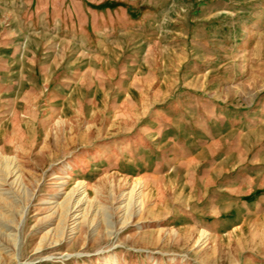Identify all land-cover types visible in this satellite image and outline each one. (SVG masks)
I'll use <instances>...</instances> for the list:
<instances>
[{
  "label": "rangeland",
  "instance_id": "obj_1",
  "mask_svg": "<svg viewBox=\"0 0 264 264\" xmlns=\"http://www.w3.org/2000/svg\"><path fill=\"white\" fill-rule=\"evenodd\" d=\"M128 2L157 22L109 32L80 26L76 0H0L2 18L16 14L20 24L34 10L47 30L39 42L51 40L61 60L51 70L69 86L19 96L0 63V165L16 158L27 184L0 168V264H264V208L237 235L201 238L220 229L221 188L264 180V94L255 96L264 88V0H246L249 13L223 17L232 29L217 24L206 42L203 26L187 36L192 0ZM191 83L210 95L192 94ZM138 182L135 206L127 194ZM79 183L87 199L73 223L65 214Z\"/></svg>",
  "mask_w": 264,
  "mask_h": 264
},
{
  "label": "crops",
  "instance_id": "obj_2",
  "mask_svg": "<svg viewBox=\"0 0 264 264\" xmlns=\"http://www.w3.org/2000/svg\"><path fill=\"white\" fill-rule=\"evenodd\" d=\"M89 1V3L87 2L88 4H85V0H76V8L78 9L75 10V13H72L70 11L72 16L81 15L82 19L83 16L86 15V20H83V22H81L82 25L80 24V26L87 25V27H89L90 25H92V28H94L95 26L102 24L109 32H115L116 30H118L122 33H126L133 30L132 24H135L137 21L139 22L138 25L140 24L139 27H141V25L143 24H148V21L155 23L157 22L156 20L152 21V18L149 17V13L145 8H139V6L137 5L130 4L128 0ZM192 1L193 8L190 9L189 15L193 16H190L188 20L187 36H191L192 38L196 29L200 26H203L208 38H204L205 42L206 40L209 41L212 27L217 26V24L219 25L220 30H226L228 28L232 29V27H229L228 22L222 20L223 17H227L229 15L240 16L249 13L246 7L249 6V4L247 5L245 3L246 0H238L240 1L239 3H237V0ZM1 11L3 10L0 9V13ZM28 11L29 10H27V12ZM50 11V8L46 9L47 14H49ZM61 13L62 10L60 9V14ZM154 13L156 16L157 13ZM30 16L31 17L25 20L26 23L20 24V20L18 18V15L16 14L14 15L13 13H11L9 15H4L3 18L0 15V63L2 61H5V63H7L6 65L9 66L8 71L14 73L13 78L11 79L13 81L11 83V86L13 89L17 90V92L15 93L19 96H21L22 94L28 95L30 93H35L37 92L36 90H41V93L47 94L53 88L59 89L60 91H66L69 86L65 87V83L61 82V75L56 74L53 70H51L53 64H61V60L57 58V52H55V50H52L53 45L50 43L51 40L46 41V43L39 42L41 33L47 32V30L42 29V27L37 25V19L34 15V10H32ZM57 27L58 29H60L62 28V25H59ZM236 28H239L243 31L239 23L233 25V29ZM173 31L179 33L180 28L176 26ZM59 33L60 32H58L56 36H59L60 38H58L56 41L63 40L62 36L59 35ZM109 38H111L110 35ZM179 43V41L175 40L177 62L179 58ZM122 46L124 47L125 45ZM148 46L150 47L148 49L149 51L152 47V43L148 44ZM187 52L189 58L186 59L182 64H186L187 62L190 63L191 58L194 56L192 53V48L188 49ZM177 67L176 83L179 82L180 77L179 67L178 69ZM193 73V76L195 77V79H197L201 76L202 72ZM126 77L127 81L129 82L133 78V75H126L125 78ZM7 79H10V77H8ZM70 79L73 80V82L70 83L72 87L75 88L76 86H78V84L76 83L78 82V80L80 81L78 76H73ZM133 85V83H129L128 89L131 90ZM8 86H10L9 82L8 85H5L4 87L8 89ZM188 86L190 87L189 91L194 95H210L206 92L205 88H201L192 83L190 85L188 84ZM124 90L125 95L130 96L129 90ZM258 92L255 93V96L258 94L260 95V93L264 94V88L262 92ZM98 94L99 91L97 94H95V97ZM254 105L256 104L254 103L253 99L250 104L244 105L242 110H245L250 106L253 107ZM227 108L228 107H226V109ZM226 122L228 121L225 120L224 123ZM235 122L242 124L241 120ZM223 136L225 135H220V138H222ZM251 175H255V173ZM257 177L258 176L256 175L255 178ZM255 178L251 177V180L255 181ZM248 187L249 188L244 189L243 183H236L225 185L223 187V190L221 188V194L219 195L218 203L214 206L215 208H217V211L214 212L216 216L215 221L218 223V225L221 226L219 230L212 228L213 230H217L215 232L211 229L210 231L206 230L208 234H226L228 236L234 234L237 235L238 231L240 232L241 229L243 231V226L250 224L251 219L254 215V209L256 212L260 210V208H264V180L261 183H254L252 185H249ZM245 198L248 200L244 201ZM259 200L262 201L258 202ZM254 201L256 202L251 203ZM218 207L220 209H218Z\"/></svg>",
  "mask_w": 264,
  "mask_h": 264
},
{
  "label": "bare ground",
  "instance_id": "obj_3",
  "mask_svg": "<svg viewBox=\"0 0 264 264\" xmlns=\"http://www.w3.org/2000/svg\"><path fill=\"white\" fill-rule=\"evenodd\" d=\"M3 156L0 153V159ZM1 170L4 173V179L6 181L10 180V183L18 186V187H24L27 188V184L24 180L23 173L21 171L20 165L18 164V161L16 158L10 157L9 160L4 163V165H0ZM85 184V183H84ZM142 182H138L133 186L131 191L127 194L128 200H134L135 206H139L143 203V192H142ZM70 199L72 200L71 205L66 209V218L67 217H73V223H76L80 217L79 210L81 209V203L85 202L87 199V191L85 189V186L83 184H78L75 190L72 191L70 195ZM70 202V201H69ZM131 202V201H130ZM67 205V204H66ZM69 205V204H68ZM6 206V205H5ZM1 210V209H0ZM27 209L24 210V213ZM1 214V211H0ZM74 226V225H73ZM74 229V228H73ZM208 236V233L203 231L202 233V239L206 238Z\"/></svg>",
  "mask_w": 264,
  "mask_h": 264
}]
</instances>
